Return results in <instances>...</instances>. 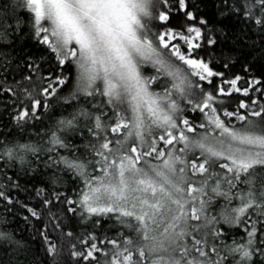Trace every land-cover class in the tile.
Wrapping results in <instances>:
<instances>
[{
	"label": "snow or ice",
	"instance_id": "1",
	"mask_svg": "<svg viewBox=\"0 0 264 264\" xmlns=\"http://www.w3.org/2000/svg\"><path fill=\"white\" fill-rule=\"evenodd\" d=\"M214 7L215 18L198 0L0 7L7 264L27 251L8 227L20 211L43 224L48 264H69L65 251L71 264H264V75L245 64L229 77L217 66L237 59L216 55L225 42L264 55V0ZM236 96L247 100L233 107Z\"/></svg>",
	"mask_w": 264,
	"mask_h": 264
},
{
	"label": "trees",
	"instance_id": "2",
	"mask_svg": "<svg viewBox=\"0 0 264 264\" xmlns=\"http://www.w3.org/2000/svg\"><path fill=\"white\" fill-rule=\"evenodd\" d=\"M7 0H0V7H2ZM200 4V9L208 17L215 18L216 9L214 7V0H198ZM174 27H178L180 23V17H173L171 21ZM229 28L235 32H239L241 25L229 22ZM259 37L254 34H249V42L251 40H256L259 42ZM20 48H23L24 53L27 52H37L38 50L32 46L31 41H26L22 44H19ZM230 49L232 50L230 52ZM223 53L224 55H233L237 62L231 66L229 69H223L220 66H217V70L224 71L226 75L232 77L233 75L239 74L244 76L243 71L245 64H248L251 67V75L262 76L264 75V55L261 54V49L259 46L256 48L244 47L242 44L233 45L231 42H225L224 44L217 45L216 55L217 57ZM243 86V81L241 82ZM255 95V94H254ZM243 98L236 96L233 98L232 106H235V103L238 99ZM247 100V98H243ZM231 110V108H230ZM26 194L21 193V199H26ZM29 204H35V200H29ZM0 213H3V208L0 207ZM5 215H7L5 213ZM25 215H30L26 211H20L19 214L15 217H9L11 223L8 225L10 230H14L15 236L17 239L21 240L27 245V251L24 254L19 256L20 264H24L27 260L29 264H48L49 256L45 254L44 247H46L43 238L37 233L36 228H42L43 224L38 223L34 218H31L30 221H25L23 217ZM56 232H51L50 239L53 243H56ZM65 258L69 260L71 264V258L68 257L67 251L64 253ZM0 259L5 261L7 264L8 256L5 255L3 250H0Z\"/></svg>",
	"mask_w": 264,
	"mask_h": 264
}]
</instances>
